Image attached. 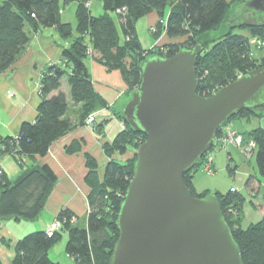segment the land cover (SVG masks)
I'll list each match as a JSON object with an SVG mask.
<instances>
[{
	"label": "trees",
	"instance_id": "obj_1",
	"mask_svg": "<svg viewBox=\"0 0 264 264\" xmlns=\"http://www.w3.org/2000/svg\"><path fill=\"white\" fill-rule=\"evenodd\" d=\"M76 1L75 27L61 20V9ZM102 12L92 14L90 0H1L0 2V73L8 69L29 42V30L40 27H55L65 43L61 46V62L50 64L40 77V102L32 121L20 124L17 136L0 134V156L11 155L20 167L18 176L11 180L0 172V219H35L41 212L57 176L48 164L27 165L25 157L43 156L50 144L106 103L95 91L86 68L85 60L91 57L108 70H118L128 87L129 94L140 82V63L149 54L170 56L180 47L203 46L195 63L198 80L197 93L207 95L234 80L238 75L264 65V49L249 56L247 39L258 36L264 40V20L248 19L235 13L243 0H100ZM169 9L165 19V10ZM122 11L120 14L117 11ZM156 11L159 18L154 37L165 31L169 38L181 41L144 49L138 38L136 22L141 17ZM253 14H251L252 16ZM120 19V22H119ZM160 20H165L164 25ZM216 30L212 36H200ZM69 87V99L78 108L76 123L66 112L67 97L59 90L62 78ZM55 90L54 95L49 94ZM264 118V110L253 112L242 109L229 118ZM123 120V115H120ZM111 142L102 144L109 157L102 177L97 173V161L85 154L87 168L84 181L89 187L88 210L85 226H77L73 212L60 209L56 220L57 230L48 233L35 230L19 238L14 245L11 264H56L48 256V250L57 243L63 233L67 234L65 251L76 264H108L113 245L118 236L116 218L127 185L132 177L135 154L125 161L112 158L113 153L124 154L144 141L145 135L136 131L127 122ZM98 133L103 122L93 123ZM221 128L216 135H219ZM244 142L255 143V161L258 172L264 176V124L240 132ZM81 142L72 141L66 146L67 153L78 151ZM206 154L195 166L183 175L187 190L193 196H203L209 190L196 192L192 173L196 172ZM232 170V168H229ZM253 175L246 178L247 188ZM217 196L222 214L228 223L233 238L238 244L243 264H264V213L262 218L241 227L242 204L245 197L235 189ZM71 218H74L71 221ZM0 264H3L0 260Z\"/></svg>",
	"mask_w": 264,
	"mask_h": 264
},
{
	"label": "water",
	"instance_id": "obj_2",
	"mask_svg": "<svg viewBox=\"0 0 264 264\" xmlns=\"http://www.w3.org/2000/svg\"><path fill=\"white\" fill-rule=\"evenodd\" d=\"M240 15L264 14V0H243ZM201 44L170 56L149 54L123 121L145 135L116 218L108 264H243L215 193L193 196L183 175L242 109L264 110V65L207 95L197 93Z\"/></svg>",
	"mask_w": 264,
	"mask_h": 264
},
{
	"label": "crops",
	"instance_id": "obj_3",
	"mask_svg": "<svg viewBox=\"0 0 264 264\" xmlns=\"http://www.w3.org/2000/svg\"><path fill=\"white\" fill-rule=\"evenodd\" d=\"M71 3H74L75 8L70 13L72 15L74 13V15L69 16V19L64 17L66 4L61 9V20L70 22L72 27H75L77 2L73 1ZM89 3L92 14L102 12V6L100 5L97 6V13L92 12V1L90 0ZM168 11L169 9L165 10V19ZM158 18L157 12L152 11L138 19L136 22L137 34L140 24L143 23L148 29L149 26L157 22ZM29 35V42L14 63L0 73L1 135L15 137L19 132L21 122L34 120L36 107L41 100L37 87L41 74L48 65L59 64L61 62V46L65 43V40L61 38L55 27H40L36 32L29 30ZM179 41H181L179 38H169L163 31L158 37L154 38V43H150L146 47L142 44L141 46L144 49H149L154 45L162 46ZM85 64L95 91L106 103L105 107H101L93 112L95 123L103 122L102 132L98 133L93 125H77L54 140L43 156L37 155L24 158V162L29 166L48 164L56 174L57 180L45 200L41 212L35 219L26 220L15 219L13 217L0 219V260L3 264H11L14 255V245L19 238L35 230L47 231L63 207L69 208L73 212L76 218L75 223L83 219L86 224L89 187L84 181L87 172L85 154L88 153L95 158L98 164L97 173L101 178L105 165L109 160V157L103 151L102 144L104 142H111L115 135L124 128L120 115L122 114L124 103L129 98V90L118 70H108L102 63L95 61L91 57L86 58ZM59 90L64 92L69 103L66 116L76 123L78 108L69 99V87L64 77L61 80ZM57 92L58 90H55L49 96ZM74 140L81 142L80 149L73 153H67L66 146ZM129 151L127 150L125 153ZM227 154L229 156L230 153L227 151ZM215 160L217 159L214 158L212 162L214 170L215 166L220 162V159L217 160L218 162H215ZM1 171L9 179L13 180L20 173V167L11 155L2 154L0 156ZM195 173H192V182L196 192L209 190L212 193L216 191L224 193L220 189H210L215 188V184L208 185L200 190L198 182L195 180ZM249 175L258 178L256 173ZM244 184L247 189L246 193L235 189L245 197L242 204V228H246L249 224L259 221L264 213V184L262 181H252L250 184L251 189L247 188L246 180ZM230 189L234 188L231 187ZM66 241L67 234L63 233L61 239L48 250L49 258L56 264H76L75 259L65 251Z\"/></svg>",
	"mask_w": 264,
	"mask_h": 264
},
{
	"label": "rangeland",
	"instance_id": "obj_4",
	"mask_svg": "<svg viewBox=\"0 0 264 264\" xmlns=\"http://www.w3.org/2000/svg\"><path fill=\"white\" fill-rule=\"evenodd\" d=\"M91 1H92V6H91L92 12L97 13L98 11L97 6L98 5L101 6V1L100 0H91ZM70 3L66 5V11L64 12V17H67L68 19H69V16L74 15V13L73 15L71 13L73 12L75 8L74 3H71V4ZM235 13L241 14L242 12L240 13L239 8L237 9L235 8ZM243 15L247 17L250 15V13L243 12ZM119 22H120V19H119ZM151 26H149V28L147 29L142 23L138 27L139 28L138 29L139 38H140L141 44L144 47L148 46L150 43L151 44L154 43V38H155L154 33L150 32L149 30ZM215 33H216V30H211L208 34L206 35L204 34L200 36L199 39L201 40L203 38L212 36ZM179 40H182V38H179ZM128 97H130V94H128ZM230 124H233L234 128L238 129L239 131H245V130L254 128L257 125L264 124V118L258 119L257 117L251 116L250 119L248 120L243 117L242 118L236 117L231 120ZM227 151L230 153L229 156L227 154ZM133 152H134L133 150H130L129 152L124 153V154H119L115 152L113 153L112 158H115L119 161H125L133 155ZM212 157L213 159L214 158H216L217 160L220 159V162L215 160V162H218V164L217 166H215V172L212 175L206 174L201 169V167L196 169L195 180L198 182L200 190L204 189L208 185L215 184L214 186L215 188H210V189H215V190L220 189V191L225 192L229 190L231 187H233L234 189H237L243 193H246L247 189L244 184V181L246 180L245 178H247L249 174H254V173L257 174L258 179L262 181V183L264 184V176H261L259 174L257 166H256L254 151L252 152V155L250 156V158L247 160L238 148L234 146H227L225 150H221L218 152L212 151ZM227 165H230V166H227ZM229 168H232L233 170ZM215 190H212V191H215ZM76 225L85 226V222L83 219H81L76 223Z\"/></svg>",
	"mask_w": 264,
	"mask_h": 264
},
{
	"label": "built area",
	"instance_id": "obj_5",
	"mask_svg": "<svg viewBox=\"0 0 264 264\" xmlns=\"http://www.w3.org/2000/svg\"><path fill=\"white\" fill-rule=\"evenodd\" d=\"M121 12H124V10L117 11V13H121ZM160 22H162L164 25L166 24L165 20H160ZM155 26H156L155 24L151 26V28L149 29L150 32L154 33L156 31ZM247 43L249 46L250 57H253L258 51L264 49V40L258 36H250L247 39ZM37 87L39 89L40 80L37 84ZM94 122H95V118L93 113L89 114L84 120V123L88 125H93ZM227 146H234L238 148L246 159L250 158L252 152L255 149V143L253 141L244 142L242 134L238 130H236L232 124L228 123L224 126L222 125L220 134L215 136L213 143L205 153L206 157L200 166L201 169L206 174H213L215 171L212 164V160H213L212 151L218 152L221 150H225ZM73 220L74 218H71V221ZM59 227H60V222L58 220H55L47 231L49 234H51L52 231L59 229Z\"/></svg>",
	"mask_w": 264,
	"mask_h": 264
},
{
	"label": "flooded vegetation",
	"instance_id": "obj_6",
	"mask_svg": "<svg viewBox=\"0 0 264 264\" xmlns=\"http://www.w3.org/2000/svg\"><path fill=\"white\" fill-rule=\"evenodd\" d=\"M247 17H248V16H247ZM257 17H259V18H261V19H264V14H261V15H259V16H255V15H252V16H251V14H250V16H249L248 19H253V18H257Z\"/></svg>",
	"mask_w": 264,
	"mask_h": 264
}]
</instances>
